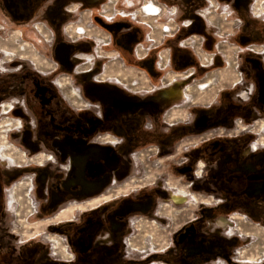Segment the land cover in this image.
<instances>
[{"label":"rangeland","instance_id":"374dc122","mask_svg":"<svg viewBox=\"0 0 264 264\" xmlns=\"http://www.w3.org/2000/svg\"><path fill=\"white\" fill-rule=\"evenodd\" d=\"M24 1L23 17L0 0V248L13 264L27 244L40 264H264V0ZM85 15L110 58L76 40Z\"/></svg>","mask_w":264,"mask_h":264},{"label":"flooded vegetation","instance_id":"af4514ba","mask_svg":"<svg viewBox=\"0 0 264 264\" xmlns=\"http://www.w3.org/2000/svg\"><path fill=\"white\" fill-rule=\"evenodd\" d=\"M34 3V0H29V6H32V4ZM150 4V3H149ZM150 5H153V4H150ZM145 6V5H144ZM154 6V5H153ZM22 9H24V10H22ZM28 9H27V7H26V3H25V1L24 0H20V3L18 4V7L17 8H15L14 9V13H15V15L16 16H25V15H27V11ZM23 11H25V12H23ZM76 28H79L80 29V31L82 30L83 31V28L81 27V26H76L75 28H74V31L76 30ZM66 31L67 32H70V30L69 29H66ZM204 82H202V83H200V85H202ZM57 84L59 85V87L61 88L62 86H64L65 88L64 89H67V90H69L68 91V96H70L71 98H73V100L75 101L76 99H77V97L79 96V94H78V92L76 91V89L75 88H73V87H68L67 88V85L69 84V81H68V79H66V80H64V79H60L59 81H57ZM206 85H209V82H207V84ZM205 86V85H204ZM201 87H203V86H201ZM13 109V106L12 105H8V102H6V103H3L2 104V110H1V113L3 114V117L6 119H8V120H6L5 121V126H6V128L2 131V134H3V138H4V144H6L5 143V141L6 142H8L9 143V141H8V139H7V131H9V130H11L10 128H8V127H10V125H12L11 124V121H10V116H8V114L11 112V110ZM20 124H21V122L20 121H18V123L16 122V126H15V128H17V127H19L20 126ZM256 148V147H255ZM22 155L23 156H25V153H24V151L22 152ZM43 161L45 162V161H51V160H53V156L52 155H50L49 153H47V154H43ZM42 165H43V163H42ZM201 172H202V165L201 164H199V166H198V169L196 170V176L197 177H201ZM76 185H74V184H70V187H75ZM85 187L86 188H90L91 186H89V184L87 185H85ZM3 191H4V184H3V181L2 180H0V211H1V209L3 208V202H4V197H3ZM187 196H188V198L190 199V200H197V197H195V196H191L190 195V193H188L187 194ZM186 196H182V197H180V198H185ZM178 198V197H177ZM186 200H187V198H185ZM219 201V199H216V202H218ZM140 203H144V202H140ZM203 203H205V204H208V201H204ZM132 204H136V203H132ZM137 204H139V203H137ZM149 209L150 208H148L147 209V211H145V212H142V211H140V210H132V209H129V211H130V213H133V212H138V213H141V214H146L148 211H149ZM141 219V218H140ZM101 223V222H100ZM84 224V218L83 219H81V221L80 222H78L77 224L75 223V224H72L71 225V227H72V229L73 230H75V229H77V228H80L82 225ZM116 223H113V225H115ZM108 226H109V228L112 230V231H114V230H117V229H119V226H112L111 224H108ZM148 241V240H147ZM146 240H144V242H146L145 244L147 245L148 244V242H147ZM151 241V240H150ZM58 244H59V242H57ZM151 243H152V245L154 244V242L153 241H151ZM129 244H132L131 242L129 243ZM31 246H33V244H27V245H22L19 249H18V251L20 252V253H18V257L15 259V264H25V261L26 260H28L26 257H27V254H28V251H38V249H34V250H32L30 247ZM134 249V248H133ZM74 256H76V258H77V253L75 252V255ZM91 258H93V257H91ZM26 259V260H25ZM30 261H33V264H40L39 263V258H37V254H35L34 252H33V257L31 258V259H29ZM26 263H28V262H26ZM0 264H13V262H12V259L10 258V254H9V248H6V247H4V248H0Z\"/></svg>","mask_w":264,"mask_h":264},{"label":"crops","instance_id":"0c3cea01","mask_svg":"<svg viewBox=\"0 0 264 264\" xmlns=\"http://www.w3.org/2000/svg\"><path fill=\"white\" fill-rule=\"evenodd\" d=\"M76 5H78V3H76ZM79 6V5H78ZM77 11H78V7H75L74 9H72V11H67V13H65L66 15H68V16H74V17H76V15H78L77 14ZM86 18H88V16L87 15H85V17H80V19L78 20V23H80V26H82V28L84 29V36L83 37H80V38H77L76 40H78V39H82V38H85V39H95V43H96V50H95V52H96V57H100V58H103V57H105V58H110L111 56H105L104 55V52H103V49H104V47H106V46H108L107 45V43H105L106 41H107V39L108 38H106L99 30H97L96 28L95 29H92V31H90V29L89 28H87L85 25L86 24H88V23H90V22H87V23H81V22H79V21H84V19H86ZM78 23H77V25H78ZM62 34L64 35H66V32L64 33V32H62ZM76 40L75 41H73V42H76ZM78 56H86V58L85 59H88V60H90L91 59V57L92 56H95V54L92 52V54H88V53H86V52H79V55ZM112 57H114V55H112ZM90 62V61H89ZM91 189H93V186L91 185V187H90ZM90 199H93V197H91V198H88V200H90ZM84 202H86V201H84ZM56 216V215H55ZM33 252L34 251H28V254H27V256L28 257H30L29 256V254L33 257ZM32 257H30L29 259H31ZM37 258H40L39 257V255H37ZM48 264H51V262L49 263V261H48Z\"/></svg>","mask_w":264,"mask_h":264},{"label":"bare ground","instance_id":"6f19581e","mask_svg":"<svg viewBox=\"0 0 264 264\" xmlns=\"http://www.w3.org/2000/svg\"><path fill=\"white\" fill-rule=\"evenodd\" d=\"M146 7H147V9L148 10H155V6H153V5H145ZM69 11H71L70 9H69ZM109 15L108 16H110L111 15V13H108ZM40 23V22H39ZM140 24H144L143 22L141 23L140 22ZM37 27V30L38 31H40V28L42 27V28H44V30H47L46 29V27L45 26H42L41 24H38V25H36ZM146 26V25H145ZM147 27V26H146ZM41 30H43V29H41ZM64 31L66 32V27L64 28ZM41 32V31H40ZM42 33V32H41ZM43 34H45V33H43ZM75 34H76V38H80V37H83V34H84V31H80V29L79 28H76V30H75ZM50 35L49 34H46L45 35V37H49ZM145 41L147 42V41H149V40H147L146 38H145ZM252 51V50H251ZM37 62V61H36ZM166 68V66H165V63L164 62H162L161 63V67L160 68H158V69H160V70H164ZM5 143H6V145L7 146H9L10 144L8 143V142H6L5 141ZM81 162H82V160H81ZM72 181V180H71ZM72 184H74V185H77L76 183H75V180H73L72 181ZM23 189V188H22ZM19 190V189H18ZM24 190V189H23ZM20 191H21V188H20ZM178 198H180V197H178ZM18 200V199H17ZM19 204H21L20 202H19ZM147 208H148V205L146 204V203H139V204H131L130 205V209H132V210H140V211H142V212H145V211H147Z\"/></svg>","mask_w":264,"mask_h":264},{"label":"built area","instance_id":"2783aa9c","mask_svg":"<svg viewBox=\"0 0 264 264\" xmlns=\"http://www.w3.org/2000/svg\"><path fill=\"white\" fill-rule=\"evenodd\" d=\"M149 3H150V4H153V5L155 6V10H153V11H152V10H148L147 7L144 6V5H150ZM142 7H144L145 10H147L146 13H148L149 15H155V13H156V8H157V7H156V5H155L154 3H152L151 1H150V2L148 1V2L144 3ZM154 11H155V12H154ZM143 12H144V11H143ZM38 24H41L42 26H45V25H44L43 23H41V22H40V23L37 22L34 26H36V25H38ZM45 27H46V26H45ZM35 28H36V27H35ZM46 28H47V27H46ZM36 29H37V28H36ZM208 63H209V61H208ZM95 138H96L95 140H98L99 136L96 135ZM66 166H67L66 168H67V170H68L69 167H70L69 164H67ZM261 252H262V253H261ZM260 253H261L260 255L262 256V258L264 259V254H263V253H264V248L261 249ZM248 260H249V259H248Z\"/></svg>","mask_w":264,"mask_h":264},{"label":"water","instance_id":"95a60500","mask_svg":"<svg viewBox=\"0 0 264 264\" xmlns=\"http://www.w3.org/2000/svg\"><path fill=\"white\" fill-rule=\"evenodd\" d=\"M132 203H140V202H129L128 204H127V206H126V208H128V211H129V209H130V205L132 204ZM145 203V202H144ZM149 208V207H148ZM147 208V209H148Z\"/></svg>","mask_w":264,"mask_h":264}]
</instances>
